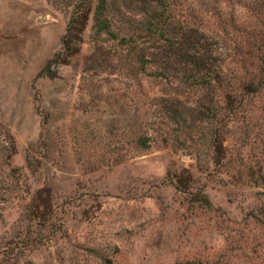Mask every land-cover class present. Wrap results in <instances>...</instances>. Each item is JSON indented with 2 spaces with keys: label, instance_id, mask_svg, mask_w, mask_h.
<instances>
[{
  "label": "rangeland",
  "instance_id": "obj_1",
  "mask_svg": "<svg viewBox=\"0 0 264 264\" xmlns=\"http://www.w3.org/2000/svg\"><path fill=\"white\" fill-rule=\"evenodd\" d=\"M88 2L0 0V264H264L261 20L226 6L222 33L195 14L223 50L188 71L121 42L151 0H114L116 38L92 13L66 51Z\"/></svg>",
  "mask_w": 264,
  "mask_h": 264
},
{
  "label": "trees",
  "instance_id": "obj_2",
  "mask_svg": "<svg viewBox=\"0 0 264 264\" xmlns=\"http://www.w3.org/2000/svg\"><path fill=\"white\" fill-rule=\"evenodd\" d=\"M124 1L127 2L128 0ZM151 2L150 8L138 22L141 33L137 37L126 35L128 37L121 39L123 44L131 45L138 44L139 39H145L143 45L140 46L144 55V57L140 58V63H145L147 54H150L154 63H173L177 60L179 63L181 61L182 63H192L193 66L185 69L188 71H193L196 67H199V70L213 71L210 66H206V63L217 61L218 56L222 55L221 51L223 47L219 46V41L214 44L210 43V31L207 27L201 25V21H196L194 17L198 13L200 19L203 20L217 18L220 31L223 33V31L225 32L233 26L231 25V21H229L230 19L225 17L226 14L223 12L226 6L232 7L230 14L235 13L236 9H245L248 14L257 16L261 20V27L264 28V0H248L246 3H243L242 0H220L223 8L221 9L222 11L220 10L222 16L218 15L215 7L201 14L199 11L196 13L189 10L186 13L180 14L175 0H151ZM113 3L114 0H89L87 9L82 10L80 7L77 8L78 10H75L72 14L66 35L62 40L63 48L71 54L78 52V46L82 43V34L92 13L94 14L96 32L100 34L105 33L116 38L115 20L111 11ZM253 36L241 38L240 44L244 46L251 45L253 47L260 45L262 39L260 40L257 36ZM71 37L76 40L75 48L71 47V45L74 46L72 41L70 42ZM147 46H151L147 48L150 51L149 53L145 49ZM58 58L50 61L44 72H51L53 64H62L54 63L58 62ZM259 63H264V59H260ZM221 73V69L218 70L219 79H221ZM256 78H264L263 65L257 68ZM250 82V85L253 86L255 81ZM139 139L144 142L141 146H144L147 144L148 136L141 135Z\"/></svg>",
  "mask_w": 264,
  "mask_h": 264
}]
</instances>
